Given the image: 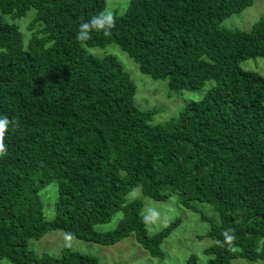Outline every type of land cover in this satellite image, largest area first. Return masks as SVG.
<instances>
[{
  "label": "trees",
  "instance_id": "16d2710c",
  "mask_svg": "<svg viewBox=\"0 0 264 264\" xmlns=\"http://www.w3.org/2000/svg\"><path fill=\"white\" fill-rule=\"evenodd\" d=\"M251 0H130L111 35L76 40L79 24L104 10L103 0H0L14 20L32 9L28 39L0 18V116L18 121L0 159V260L10 264H97L62 250L59 259L27 249L47 231L110 246L133 234L149 257L175 220L146 233L139 186L157 202L176 194L181 206L212 207L205 264L240 258L264 261V78L240 68L264 60V13L248 32L220 28ZM33 24H37L33 30ZM114 44L152 80L191 91L212 81L176 117L149 124L150 111L133 105L134 85L117 60L82 47ZM56 184L53 217L44 220L39 192ZM121 218L108 232L93 227ZM205 221L204 218H201ZM233 229L232 246L221 244ZM220 241L221 243H216ZM184 264H196L189 256Z\"/></svg>",
  "mask_w": 264,
  "mask_h": 264
},
{
  "label": "rangeland",
  "instance_id": "374dc122",
  "mask_svg": "<svg viewBox=\"0 0 264 264\" xmlns=\"http://www.w3.org/2000/svg\"><path fill=\"white\" fill-rule=\"evenodd\" d=\"M130 0H103L104 10L110 9L115 16L124 13ZM103 10V11H104ZM264 13V0H251L249 7L240 13L232 14L224 19L220 28L248 32L251 26L258 21ZM34 16L32 9L28 10L21 18L8 19L9 16L0 18L18 27L25 40L28 39L27 25ZM37 24H33L36 28ZM88 54L100 58L105 55L113 56L127 73L134 85L133 105L141 111H150L149 124H163L176 117L185 102L196 101L201 95L213 86L212 81H206L202 87L191 91H172L167 86L166 79L152 80L146 75L140 74L131 59L121 52L116 45L108 44L102 48H87L82 46ZM240 68L256 73L264 78V60L260 58L242 61ZM42 214L44 220L50 221L53 217V204L56 198V184L51 181L40 192ZM124 201H139L141 203L140 215L146 218L145 229L148 235L158 233L173 221L178 224L162 240L159 245L161 258H152L136 243L133 234L119 240L110 246H98L90 242L76 240L59 231H47L36 240H29L27 249L35 256L42 254L59 259L62 250L77 252L94 257L97 264H184L185 260L193 255L196 264H205L210 258L203 254V250L209 246L206 233L209 222L218 223V217L212 207L205 203L191 202L190 209L180 205L176 194L170 193L163 202L153 201L140 192V187L133 188L124 196ZM120 212H115L110 220L104 224L93 227L94 231L102 233L115 228L120 220ZM204 218L205 221H202ZM264 244V236L257 242V250ZM0 264H10L7 260H0ZM228 264H264V261L250 262L236 258Z\"/></svg>",
  "mask_w": 264,
  "mask_h": 264
},
{
  "label": "clouds",
  "instance_id": "9594fccd",
  "mask_svg": "<svg viewBox=\"0 0 264 264\" xmlns=\"http://www.w3.org/2000/svg\"><path fill=\"white\" fill-rule=\"evenodd\" d=\"M116 16L110 9H105L97 15L92 16L89 20H82L79 24L78 31L76 34L77 42L81 44H87L92 39V34L102 33L105 37L111 35V32L116 24ZM18 126V121L10 120L6 116H0V159L5 158L8 154L6 137L10 130H14ZM224 241L221 246L228 245L232 246L236 239L233 229H227L222 234ZM216 243L220 244V241Z\"/></svg>",
  "mask_w": 264,
  "mask_h": 264
}]
</instances>
